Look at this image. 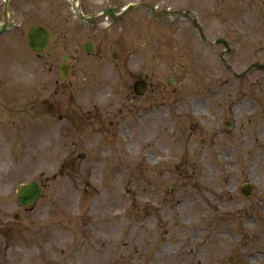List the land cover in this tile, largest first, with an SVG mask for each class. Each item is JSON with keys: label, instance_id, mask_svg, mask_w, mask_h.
Segmentation results:
<instances>
[{"label": "rangeland", "instance_id": "rangeland-1", "mask_svg": "<svg viewBox=\"0 0 264 264\" xmlns=\"http://www.w3.org/2000/svg\"><path fill=\"white\" fill-rule=\"evenodd\" d=\"M67 1L11 0L20 28L0 38V248H10L5 264H245L253 251L263 255L264 72L253 69L247 82H235L185 19L160 23L140 8L102 26L119 40L104 47L106 60L116 53L124 67H133L129 77L110 65L87 77L74 70L61 81L51 68L61 54H82L89 39L69 26L76 25L72 17L55 32L58 44L65 37L68 47L35 55L26 34L32 26L51 27L53 7L63 4L70 13ZM130 2L192 10L207 37L223 36L235 47L228 60L237 71L251 62L264 65V0H123L122 6ZM104 4L82 0L86 14ZM2 5L0 0V22ZM126 38L132 44L123 46ZM137 78L152 90L132 111L170 104L179 120L169 123L163 113L134 125L129 116L112 128L107 101L82 105L90 98L86 87L120 95ZM29 181L44 188L26 210L15 191ZM84 181L91 186L87 195ZM247 182L249 199L239 193ZM256 258L264 264V257Z\"/></svg>", "mask_w": 264, "mask_h": 264}, {"label": "flooded vegetation", "instance_id": "flooded-vegetation-1", "mask_svg": "<svg viewBox=\"0 0 264 264\" xmlns=\"http://www.w3.org/2000/svg\"><path fill=\"white\" fill-rule=\"evenodd\" d=\"M54 10L55 7H53L50 11V21L49 23H51V27L46 26L48 28V31L52 34H55L56 36V40L55 42L52 44V46H58L61 47L62 45L64 47H68V41L67 39L64 37V42L63 44H58L59 40H60V34H56L55 32L58 29L59 24L61 25H69L70 21H71V16L70 13L66 10V8H64V5H60L56 7V11H60V16H58L57 18L54 17ZM80 10L82 12V14H86V11H84V6L82 4H80ZM1 15H2V19H3V9L1 11ZM61 16H63V20H61ZM68 16V18L66 19L65 17ZM61 21V22H59ZM65 24H63V23ZM71 26L75 32H80L79 33V38L80 39H85L88 38L89 40L85 41L86 43H91L93 46V52H96V54L94 56H85L87 57L86 59L89 58H94L93 62H89V61H84V59H82L81 55H77L75 53V55H77V58L79 60H76V56H67L66 59V70L68 75H70L71 72H73L74 70H77L78 72H81L82 74H84L86 77L89 75L91 76V73H97L99 71L104 72V69H109V66L111 65V69H113L114 72H117L118 70H120L123 74L126 75V77H129V75L131 73H133V67L132 68H127L126 66L124 67L123 62H120L119 59L121 58L120 56H117L114 58V56H112V61H108L106 60L107 55H106V49H104V47H110V45L112 43H114L115 41H119L118 39L116 40H112L111 38L108 37L106 31L103 30H107L105 28H102V26H104L103 23H98V24H90L88 29L86 31L83 32H89L88 34H84L81 33L82 30H78L74 24L69 25ZM100 28L101 31H98L96 29ZM96 30V31H95ZM129 43L132 44V38H126L125 41H123V46L128 45ZM60 57V56H59ZM57 55H53L52 56V62L51 65H53V63L56 61ZM59 65H56L54 67L51 68V71H55V74L58 78V68ZM224 69L227 70V74H230L232 76H234L235 80L238 81V83H241L243 80H245L246 74L242 76V78L237 79L235 76L238 74L236 73L234 70V68L232 67V65L230 63H225L224 65ZM145 81V80H144ZM59 84V81L57 80L55 82V85L57 86ZM103 84H105L103 82ZM85 93H87L89 95V97L91 98H83V103L82 105L87 106V104H90L93 101H99V99H101L98 103H105V101H107V105L108 108L110 110L106 111V119L107 120V125L109 127H117L120 125V123L125 122L128 120L129 116H131L130 121L132 120V117L135 115V112L132 111V108H134L135 102L138 100V98L135 97L134 95V91L133 88L130 87V85H127L126 87H124V91L122 93H120V95L118 93H114L113 89H106L105 92L98 94V92L95 93V89L91 88V87H86L84 88L82 91H86ZM93 93V94H92ZM225 98V97H224ZM119 104V106H118ZM116 105V106H115ZM118 106V107H117ZM95 108H97L94 105ZM169 111H171L169 109ZM150 117L152 118V116L154 117H160L162 116V112L158 111L156 113H149ZM117 119L118 122L117 124L115 123V120ZM88 121L91 122V118H88ZM129 123H132L130 122ZM87 119L84 121V123L82 124H87ZM102 123V117H99V120L97 122V125L100 126V128L102 129L101 126ZM149 126L146 125V132H148L147 136L150 137L152 135V130H149ZM85 132L86 130L82 131V135L85 137ZM99 135V131L97 132Z\"/></svg>", "mask_w": 264, "mask_h": 264}, {"label": "water", "instance_id": "water-1", "mask_svg": "<svg viewBox=\"0 0 264 264\" xmlns=\"http://www.w3.org/2000/svg\"><path fill=\"white\" fill-rule=\"evenodd\" d=\"M106 12V10H104ZM109 13V12H106ZM45 30L33 28L28 34V45L36 52L42 51L47 44L48 36ZM40 189L34 183L19 187L17 199L22 206H32L39 197Z\"/></svg>", "mask_w": 264, "mask_h": 264}, {"label": "bare ground", "instance_id": "bare-ground-1", "mask_svg": "<svg viewBox=\"0 0 264 264\" xmlns=\"http://www.w3.org/2000/svg\"><path fill=\"white\" fill-rule=\"evenodd\" d=\"M79 2H80V3H79ZM77 4L79 5L78 7H80L81 1H80V0H77ZM85 20L88 21L87 19H85ZM40 29H41V28H40ZM42 30H43V29H42ZM47 36H48V34H47ZM48 239H49V240H52L51 237H50V238L48 237ZM22 246L25 247V248H27V247H29L30 245H29L27 242H25V243L22 244Z\"/></svg>", "mask_w": 264, "mask_h": 264}]
</instances>
